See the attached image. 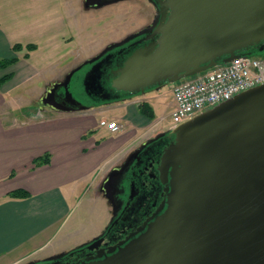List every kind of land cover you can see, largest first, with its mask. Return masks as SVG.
I'll use <instances>...</instances> for the list:
<instances>
[{
  "label": "water",
  "instance_id": "water-1",
  "mask_svg": "<svg viewBox=\"0 0 264 264\" xmlns=\"http://www.w3.org/2000/svg\"><path fill=\"white\" fill-rule=\"evenodd\" d=\"M157 33L156 41L111 71L112 89L125 96L112 95L102 83L104 62L112 54L101 58L124 44L114 42L64 81L54 82L41 105L69 110L48 98L64 86L75 101L69 83L81 67L93 63L82 79L85 90L111 101L230 62L264 42V0H165L164 25ZM169 131L175 138L162 161L169 181L166 210L118 251L81 264H264V84ZM117 171L112 169L106 181ZM98 239L83 245L93 249ZM66 256L63 252L46 261L59 264Z\"/></svg>",
  "mask_w": 264,
  "mask_h": 264
},
{
  "label": "crops",
  "instance_id": "crops-1",
  "mask_svg": "<svg viewBox=\"0 0 264 264\" xmlns=\"http://www.w3.org/2000/svg\"><path fill=\"white\" fill-rule=\"evenodd\" d=\"M131 4L0 0V58L18 59L0 69V78L12 75L0 86V264L42 261L101 234L112 214L101 183L129 151L164 129L153 91L80 112L41 105L54 82L131 31L132 19L120 14L128 15ZM21 86L36 91L28 104L17 102ZM143 102L154 117L141 111ZM105 117L123 130L101 128ZM46 153L49 162L35 166ZM15 189L30 195L9 196Z\"/></svg>",
  "mask_w": 264,
  "mask_h": 264
},
{
  "label": "flooded vegetation",
  "instance_id": "flooded-vegetation-1",
  "mask_svg": "<svg viewBox=\"0 0 264 264\" xmlns=\"http://www.w3.org/2000/svg\"><path fill=\"white\" fill-rule=\"evenodd\" d=\"M110 1L112 0H84V3L89 7H99L120 2H137L146 8V16L141 25L118 41L119 43L124 42V44L116 46L101 58L104 59L108 54H112L104 62L105 75L102 83L105 91L111 92L112 95L120 94L123 97L126 94L125 92L112 89L111 71L123 66L126 59L138 49L159 38L160 34L157 31L164 25L165 0ZM142 15L144 16L143 12ZM245 52L264 56V42ZM93 64L81 67L72 79L83 70L86 74ZM82 87V96H75V101L72 98L69 99L66 95L64 86L57 88L52 96L48 98V101L63 108H69V110L62 111L80 112L89 108H101L112 102L122 100V97H120L119 99L106 101L100 98V92L89 94L86 92L84 85ZM157 88L158 86H154L148 89L147 92ZM174 138L175 135L168 128L157 132L134 147L112 168H117L119 171L114 177L112 176L109 182L106 179L112 169L108 172L101 183V189L110 202L112 214L105 230L98 236L100 242L93 249L85 246L81 251L64 257L59 264H81L83 261L105 258L139 237L164 213L168 206L169 181L165 179L162 173V161L166 148L174 141ZM149 140L151 142L147 143ZM53 263V261H44L36 264Z\"/></svg>",
  "mask_w": 264,
  "mask_h": 264
},
{
  "label": "built area",
  "instance_id": "built-area-1",
  "mask_svg": "<svg viewBox=\"0 0 264 264\" xmlns=\"http://www.w3.org/2000/svg\"><path fill=\"white\" fill-rule=\"evenodd\" d=\"M264 83V57L240 55L173 84L171 121L177 125L235 95ZM101 128L120 133V121L101 119Z\"/></svg>",
  "mask_w": 264,
  "mask_h": 264
},
{
  "label": "rangeland",
  "instance_id": "rangeland-1",
  "mask_svg": "<svg viewBox=\"0 0 264 264\" xmlns=\"http://www.w3.org/2000/svg\"><path fill=\"white\" fill-rule=\"evenodd\" d=\"M123 3L124 2H120V5H122ZM132 3H133V4H131L132 7L130 8V10H128L130 12L128 15H126L127 11L126 12L121 11V13H120L122 16L121 20H126V17H129L132 19L133 22L131 24V28H132L131 31L138 28L146 16V13H145L146 8L144 6H142L140 3H137V2H132ZM116 4H119V3H116ZM142 12L144 13V16L142 15ZM127 34L128 33L120 36L119 37L120 39L118 38L119 41L122 38H124ZM83 71H85V70H83ZM81 73H83V72H81ZM81 73H79L77 76H75L70 83V91L73 93L74 96H82L81 91L83 90V87H82L83 85L81 82H82L83 75ZM41 86H42V83H41ZM24 88H25V86H21V87H17L15 89L16 90L15 95L18 99L17 102H20V104L21 103L28 104L30 102V100H33L34 92H36L35 90H31V89L26 90V88L25 89ZM172 88H173L172 84L169 83V84H166L157 90H154L149 95L153 99L155 97L154 100H157L158 102L161 103L160 105L162 106V109H161L162 111L159 112V116L162 114L164 115V125L166 126V127L164 126V129H166L172 125L171 116H170V111H171L170 101H171V95H172ZM138 97H143V95L138 96ZM163 98H164V104L162 102ZM104 119L113 120L111 117H105ZM99 235H97V236H99ZM42 261H44V260H42ZM36 262H41V261H36Z\"/></svg>",
  "mask_w": 264,
  "mask_h": 264
},
{
  "label": "trees",
  "instance_id": "trees-1",
  "mask_svg": "<svg viewBox=\"0 0 264 264\" xmlns=\"http://www.w3.org/2000/svg\"><path fill=\"white\" fill-rule=\"evenodd\" d=\"M21 46H22L21 44H16L14 46V48H17L18 49V48H21ZM35 47H36V45H33V44L27 45V48L29 50L34 49ZM17 61H18L17 58H9V59H7V58H0V69L6 68V67H8V66H10V65H12L14 63H16ZM11 76H12L11 74H6L3 77H1L0 78V86L4 82H6L7 80H9L11 78ZM140 109H141V111L144 114L148 115L149 117H154V115H155L152 106L149 103H147V102L141 103L140 104ZM49 158H50V154L49 153H46L45 155L36 158L34 160V165L35 166H38V165H42L44 163H48L49 162ZM29 195H30L29 192L26 191V190H24V189H15V190L9 192V196L16 197V198L28 197ZM84 247H85L84 245L78 246V247H76V248L68 251L67 253H68V255L75 254V253L81 251Z\"/></svg>",
  "mask_w": 264,
  "mask_h": 264
}]
</instances>
